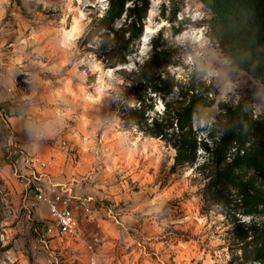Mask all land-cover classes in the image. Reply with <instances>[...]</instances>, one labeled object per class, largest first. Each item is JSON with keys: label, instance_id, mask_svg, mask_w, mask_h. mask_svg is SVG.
Here are the masks:
<instances>
[{"label": "rangeland", "instance_id": "374dc122", "mask_svg": "<svg viewBox=\"0 0 264 264\" xmlns=\"http://www.w3.org/2000/svg\"><path fill=\"white\" fill-rule=\"evenodd\" d=\"M35 1L39 21L29 11L24 14L30 26L43 27L27 30L34 51L19 75L20 89L29 93L31 85L32 95L44 103L38 119H51L35 130L37 138L52 135L54 123L65 124L69 133L58 146L62 139L73 141L83 171L93 181L119 187L116 198L101 200L114 217L79 224L105 235V264L137 259L129 253L130 243L142 250L137 264H249L236 255L251 237L249 228H264V210L259 206L248 214L250 205L236 198L238 185L247 179L264 188V43L241 49L240 41H222L218 19L235 7L226 0ZM50 20L53 28L47 26ZM76 24L78 33L67 36ZM147 25V50L137 57ZM196 32L200 42L185 37ZM187 82L208 88L203 110L209 123L204 129V120H193L197 140L210 142L209 127L219 136L238 119L250 125L240 152L247 158L229 175L211 159L201 166L208 154L199 143L195 164L175 167L172 147L124 121V107L142 101L153 105L149 116H155L164 102L178 99L177 85ZM30 152L46 161L55 154L37 143ZM55 155L51 170L56 173L62 155ZM219 192L229 194V202H220ZM9 217L0 197V258L11 249L19 264H45V253H17L19 235L29 238L31 231L8 230L16 223ZM22 243L30 245L27 238ZM68 244L73 245L71 239ZM114 246L119 250L111 251Z\"/></svg>", "mask_w": 264, "mask_h": 264}, {"label": "crops", "instance_id": "0c3cea01", "mask_svg": "<svg viewBox=\"0 0 264 264\" xmlns=\"http://www.w3.org/2000/svg\"><path fill=\"white\" fill-rule=\"evenodd\" d=\"M22 2L19 5L16 0H7V3L0 5V110L6 113V123L9 125V130L3 129L4 131L0 133V164L2 163L0 175L4 178L5 184L9 189V199L15 210L14 215L9 217V220L11 224L16 221L12 226H8L7 229L13 230L15 233L25 234L27 230L31 231L30 227L28 228L25 225L27 220L31 222H48L51 219L46 205H42L40 210L33 213L30 218L25 215L24 211L18 210L21 200L30 192L28 181L32 178V173L42 171L38 164H30L27 160L21 158V155L25 154L38 156L37 153L30 152L35 143L48 146L54 150L55 154L62 155V162H58L56 173L51 170L58 160L55 154L49 156L45 171L52 175V179L56 184L67 185L72 188L75 200L71 203V207L78 217L79 224L85 219L77 205V199L81 197L88 199L89 204L93 207L92 216L95 217L92 218L94 220H102L106 215L110 217L112 211L103 202L116 198L119 195V187L116 184L106 185L103 182L93 181L92 176H88L90 173L87 175V170L83 171V166L80 164L78 146L73 141H69L70 151L62 150L60 143L58 146V139L69 133V129L65 127V124L54 123L52 125L54 133L50 136L44 132L40 134L41 137L39 136V138L35 136V130L37 128L42 130L43 124L51 119H38L40 112L44 108V103L38 99L40 97L39 94L32 95L30 91L31 85L29 93L22 91L18 78L23 69H26L29 65L34 51L33 49L29 50L33 46L29 44L33 37L27 34V30L30 28L29 33H31L43 27V25H35V28L30 26L24 14L29 11L34 14V19L39 21L41 12L37 10L39 8L36 1L22 0ZM21 7L27 9H21ZM49 22L50 24L47 26L53 28L52 20ZM41 90L39 89L38 92L40 93ZM65 107V105L60 106V108ZM6 123L4 124L2 121L1 126H6ZM74 155H76V159H73ZM12 157L19 158V163L17 164L18 173L14 172ZM82 230H85L86 234L89 232L88 229L86 230L83 227ZM24 236L19 235L18 238V244L21 247L28 234L26 233ZM134 237L135 235L132 238ZM18 253H21V251H18Z\"/></svg>", "mask_w": 264, "mask_h": 264}, {"label": "trees", "instance_id": "16d2710c", "mask_svg": "<svg viewBox=\"0 0 264 264\" xmlns=\"http://www.w3.org/2000/svg\"><path fill=\"white\" fill-rule=\"evenodd\" d=\"M226 1L235 9L222 14L221 19H218L222 30V41L226 44L240 41L241 49H248L259 41L264 43V0ZM225 53L227 54V51ZM177 87L180 90L178 99L164 102L163 111L156 112L155 116L150 117L152 104L143 101L138 105L129 104L124 107V121L137 126L145 135L159 138L172 147L175 150L173 163L175 167L193 166L199 143L208 154L201 166L209 165L211 159L215 162V167L222 165L225 175H229L247 158L245 153L240 152L246 133L249 131L248 121L238 119L234 124L230 123L225 127L226 129L221 130L219 136L215 135L214 128L209 127L207 139L210 142L204 139L197 140L193 130V120H204L203 127L206 126L204 129L209 123L208 114L203 110V106L207 103L208 88L203 83H199L198 86L188 82ZM171 88L172 85L166 92H170ZM218 195L220 202H229V194L219 192ZM236 199L250 205L246 211L248 214L257 210L259 206L264 210V188L254 183L252 179L240 182ZM254 229L255 227L248 229L251 231V237L241 245L240 255H236L241 263L264 264V228L259 231ZM242 237L249 236L245 234Z\"/></svg>", "mask_w": 264, "mask_h": 264}, {"label": "built area", "instance_id": "2783aa9c", "mask_svg": "<svg viewBox=\"0 0 264 264\" xmlns=\"http://www.w3.org/2000/svg\"><path fill=\"white\" fill-rule=\"evenodd\" d=\"M24 82L26 81L24 80ZM2 121L5 124L7 117L5 113L0 111V133L9 130L7 123L4 126L5 128L1 126ZM60 147L62 150L70 151L69 142L66 139L60 141ZM21 158L27 160L30 164H38L42 171L32 173L33 176L28 181L30 192L21 200L18 210L24 211L25 215L30 218L33 213L40 210L42 205H46L51 219L48 222H34L30 226L29 238L27 237L30 248L21 247L17 243L14 245L17 248V253L18 251H21V253L28 252V250L33 253H45V264H105V252H107L104 246L105 235L99 233L98 230H89L86 234L85 230L80 228L78 217L71 207V203L75 200L72 188L67 185L56 184L53 181L52 175L45 171L48 161L42 157L25 154L21 155ZM74 158L76 159V155L73 156ZM11 160L14 164V172L18 173L19 158L12 157ZM0 197L7 216L11 217L14 215L15 210L9 199V189L1 175ZM77 205L86 219L93 220L94 209L89 204L88 199L82 197L77 199ZM112 214L114 216V213ZM69 239H71L73 245L68 244ZM80 243L82 244L79 246ZM116 246L110 250H119L116 249ZM131 246H134V248ZM127 247L131 248L129 253H133L134 257L138 259L137 250H140V247L138 248L135 243H130ZM10 250L5 251L0 258V264H19L15 252L13 253L15 258L12 259ZM140 252L142 253V250ZM137 259H133L128 264H137ZM151 262V260H147L146 264Z\"/></svg>", "mask_w": 264, "mask_h": 264}, {"label": "bare ground", "instance_id": "6f19581e", "mask_svg": "<svg viewBox=\"0 0 264 264\" xmlns=\"http://www.w3.org/2000/svg\"><path fill=\"white\" fill-rule=\"evenodd\" d=\"M78 24L72 26L71 29L67 30L66 31V35L67 36H73L74 34L78 33ZM151 32V29L150 27L147 25L146 28H145V32L143 33L142 35V39H141V46L139 47L138 49V52H137V57H140V55L144 54L147 50V46L145 45L146 42H147V36L149 35V33ZM185 37H189L191 40L193 41H197V42H200L201 41V35H198L197 32L196 33H192L191 35H186Z\"/></svg>", "mask_w": 264, "mask_h": 264}, {"label": "water", "instance_id": "95a60500", "mask_svg": "<svg viewBox=\"0 0 264 264\" xmlns=\"http://www.w3.org/2000/svg\"><path fill=\"white\" fill-rule=\"evenodd\" d=\"M135 63V62H134ZM120 68H123V67H120Z\"/></svg>", "mask_w": 264, "mask_h": 264}]
</instances>
